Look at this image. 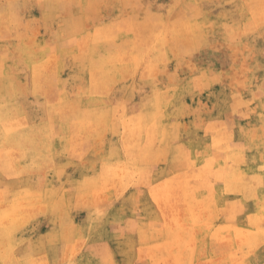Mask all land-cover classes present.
I'll list each match as a JSON object with an SVG mask.
<instances>
[{"label":"rangeland","instance_id":"374dc122","mask_svg":"<svg viewBox=\"0 0 264 264\" xmlns=\"http://www.w3.org/2000/svg\"><path fill=\"white\" fill-rule=\"evenodd\" d=\"M172 3L0 0V264H264V28Z\"/></svg>","mask_w":264,"mask_h":264},{"label":"clouds","instance_id":"9594fccd","mask_svg":"<svg viewBox=\"0 0 264 264\" xmlns=\"http://www.w3.org/2000/svg\"><path fill=\"white\" fill-rule=\"evenodd\" d=\"M187 2L193 3L198 7L199 0H187ZM226 3H231L234 5H238V7L234 8L231 13L222 14L225 19L229 16H235L239 14L242 18L246 17V14L250 11L251 16L248 19V23L250 26H260L264 28V0H224ZM184 5L187 6L186 0H173V3L168 9V15L171 16L172 13L177 9L178 6ZM183 27H187L186 24H182L178 19L172 25L170 31L173 33H177L181 31ZM221 27L225 28V30L229 29V25L227 23L221 25Z\"/></svg>","mask_w":264,"mask_h":264},{"label":"bare ground","instance_id":"6f19581e","mask_svg":"<svg viewBox=\"0 0 264 264\" xmlns=\"http://www.w3.org/2000/svg\"><path fill=\"white\" fill-rule=\"evenodd\" d=\"M60 49H62V48H60ZM45 62V61H44ZM86 116V115H85ZM87 118V117H86ZM85 119V118H84ZM84 119H83V122L85 123V121H84ZM89 119V118H88ZM119 121V120H118ZM84 126H86L85 124H83ZM75 126V125H74ZM79 127H80V125H79ZM75 129V128H74ZM77 130V129H76ZM2 158V157H1ZM196 159V158H195ZM194 159V160H195ZM195 162V161H194ZM202 168V167H201ZM207 172V171H206ZM112 173H114V172H112ZM112 176V175H111ZM206 177V176H205ZM233 178L234 179H237V175H234L233 176ZM184 189V188H183ZM182 190V189H181ZM248 191V190H247ZM248 192H250V191H248ZM255 192V191H254ZM182 193V192H181ZM183 194V193H182ZM251 194V193H250ZM249 197L251 198V196L249 195ZM186 200H188V199H186ZM191 203V202H190ZM187 208V207H186ZM194 210V209H193ZM260 210H262V208L260 209ZM264 210V209H263ZM262 214H264V213H262ZM243 226V225H242ZM234 231H236V230H234ZM247 232H249V231H247ZM250 233V232H249ZM235 236V235H234ZM250 241H252V240H250ZM172 257V256H171ZM176 262V261H175Z\"/></svg>","mask_w":264,"mask_h":264}]
</instances>
